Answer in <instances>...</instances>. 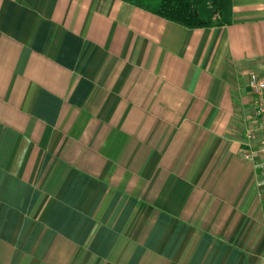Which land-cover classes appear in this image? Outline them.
Here are the masks:
<instances>
[{
    "label": "crops",
    "instance_id": "0c3cea01",
    "mask_svg": "<svg viewBox=\"0 0 264 264\" xmlns=\"http://www.w3.org/2000/svg\"><path fill=\"white\" fill-rule=\"evenodd\" d=\"M252 75L264 0H0V264H264Z\"/></svg>",
    "mask_w": 264,
    "mask_h": 264
},
{
    "label": "trees",
    "instance_id": "16d2710c",
    "mask_svg": "<svg viewBox=\"0 0 264 264\" xmlns=\"http://www.w3.org/2000/svg\"><path fill=\"white\" fill-rule=\"evenodd\" d=\"M189 29L231 22L232 0H122Z\"/></svg>",
    "mask_w": 264,
    "mask_h": 264
},
{
    "label": "built area",
    "instance_id": "2783aa9c",
    "mask_svg": "<svg viewBox=\"0 0 264 264\" xmlns=\"http://www.w3.org/2000/svg\"><path fill=\"white\" fill-rule=\"evenodd\" d=\"M251 96L252 122L245 129V158L253 162L258 172V186L264 190V75H252L248 79Z\"/></svg>",
    "mask_w": 264,
    "mask_h": 264
},
{
    "label": "rangeland",
    "instance_id": "374dc122",
    "mask_svg": "<svg viewBox=\"0 0 264 264\" xmlns=\"http://www.w3.org/2000/svg\"><path fill=\"white\" fill-rule=\"evenodd\" d=\"M250 121H251V120H250ZM246 128H247V127H246ZM246 128H245V129H246ZM245 129H244V131H245Z\"/></svg>",
    "mask_w": 264,
    "mask_h": 264
}]
</instances>
